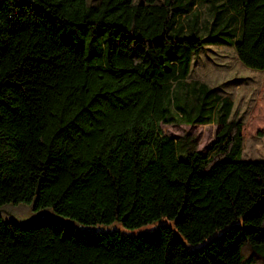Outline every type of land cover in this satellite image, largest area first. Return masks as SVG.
<instances>
[{"label": "trees", "instance_id": "16d2710c", "mask_svg": "<svg viewBox=\"0 0 264 264\" xmlns=\"http://www.w3.org/2000/svg\"><path fill=\"white\" fill-rule=\"evenodd\" d=\"M205 2L208 26L197 0H0V207L76 223L0 219V264L264 262V161L241 157L264 135V77L247 121L187 82L209 46L264 73V0ZM181 122L218 126L210 153L161 129Z\"/></svg>", "mask_w": 264, "mask_h": 264}, {"label": "rangeland", "instance_id": "374dc122", "mask_svg": "<svg viewBox=\"0 0 264 264\" xmlns=\"http://www.w3.org/2000/svg\"><path fill=\"white\" fill-rule=\"evenodd\" d=\"M98 1L88 0L91 4ZM194 10L199 13L200 23L203 26H208L213 18L209 4L205 0H197ZM201 32L207 35V31L203 27ZM263 77L262 71L248 68L238 59L234 46H209L203 50L200 56L194 58L187 82L204 83L211 88H216V93L228 96L234 102L235 110L231 118L247 121L252 115L255 102L259 99ZM161 129L165 135L176 139L189 134L196 141L195 148L203 154H208L211 152L218 126L215 123L190 126L181 122L180 124H161ZM241 157L245 161H264V135L246 138ZM162 224L174 226V221L163 218L134 230L127 229L120 223H114L111 226H104L103 229H117L129 235H143L153 233ZM222 232L223 230L218 231L216 236ZM176 234L180 235L177 231ZM209 240L210 238L189 245L192 248H199ZM250 255L251 251L247 246L243 250L245 262L251 259ZM257 264H264V262L258 261Z\"/></svg>", "mask_w": 264, "mask_h": 264}, {"label": "water", "instance_id": "95a60500", "mask_svg": "<svg viewBox=\"0 0 264 264\" xmlns=\"http://www.w3.org/2000/svg\"><path fill=\"white\" fill-rule=\"evenodd\" d=\"M42 218H53L62 223L76 225L74 221L59 216L53 209L37 210L34 203L31 205L8 204L0 207V219L22 228L30 226Z\"/></svg>", "mask_w": 264, "mask_h": 264}, {"label": "crops", "instance_id": "0c3cea01", "mask_svg": "<svg viewBox=\"0 0 264 264\" xmlns=\"http://www.w3.org/2000/svg\"><path fill=\"white\" fill-rule=\"evenodd\" d=\"M234 108H235V104H234ZM234 108H233L232 114L234 113V110H235Z\"/></svg>", "mask_w": 264, "mask_h": 264}]
</instances>
